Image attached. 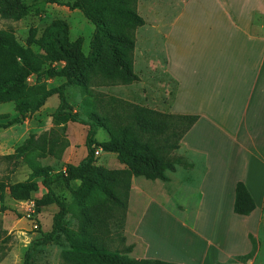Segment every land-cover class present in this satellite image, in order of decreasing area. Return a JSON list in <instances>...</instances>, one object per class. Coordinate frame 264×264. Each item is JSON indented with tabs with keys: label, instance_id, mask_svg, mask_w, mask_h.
Returning <instances> with one entry per match:
<instances>
[{
	"label": "trees",
	"instance_id": "obj_1",
	"mask_svg": "<svg viewBox=\"0 0 264 264\" xmlns=\"http://www.w3.org/2000/svg\"><path fill=\"white\" fill-rule=\"evenodd\" d=\"M59 4L60 0H46ZM139 0H72L71 7L81 11L94 25L89 52H83L84 39L70 40L65 21H54L37 37L32 30L27 46L21 45L13 30H0V104L13 102L17 117L1 115L0 129L21 124L28 116L39 112L54 95L59 105L52 115V128L29 137L8 158L22 159L30 168L22 182H0V202L7 189L15 201H29L32 194L44 191L35 199L33 211L55 205L51 229L42 232L26 249L23 264H36L40 247L55 242L61 234L68 244L62 254L63 264H176L155 259H130L118 250H110L112 227L121 226L126 214L132 179L168 181V172L175 171L179 158L173 157L184 136L198 121L197 115L162 113L151 108L108 96L95 89L104 86L131 85L140 81L134 71L135 31L145 25L138 13ZM4 18L20 20L28 7L21 0H0ZM35 44L40 52L31 46ZM61 66H58V65ZM34 78V83L28 80ZM45 79L46 81H43ZM50 79H63L59 86H49ZM77 87L82 97L83 114L69 104L66 91ZM68 123L88 128L86 157L78 164H67L64 171L55 172L43 166L41 159L61 160L69 147ZM99 129L109 135L106 142L97 141ZM116 154L124 169H108L97 164L96 151ZM78 182L77 186L74 183ZM255 202L247 187L238 182L235 187L233 211L249 216ZM6 210V208H2ZM69 217V218H68ZM75 224H72V220ZM117 223V224H116ZM253 249L235 261L246 263L257 251ZM129 246L126 251H131Z\"/></svg>",
	"mask_w": 264,
	"mask_h": 264
},
{
	"label": "crops",
	"instance_id": "obj_2",
	"mask_svg": "<svg viewBox=\"0 0 264 264\" xmlns=\"http://www.w3.org/2000/svg\"><path fill=\"white\" fill-rule=\"evenodd\" d=\"M169 22L163 36L171 50L163 51L166 65L162 74L174 88L170 91L163 83L165 90L152 91L150 102L142 105L167 114L199 116L179 150L200 158L194 168L199 166L203 175L191 221L152 198L146 207L141 206L132 240L142 247L140 259L176 264H264V0H179ZM46 104L23 122L33 124L37 135L53 126L51 114L49 126L35 122L44 108L46 113L52 111ZM72 124H67L66 131L69 147L58 160L63 165L55 172L64 171L75 159L76 144L69 134ZM118 164L115 169L125 168ZM103 167L111 169L107 164ZM137 179H132L131 188ZM238 182L245 184L255 202L249 216L233 211ZM143 196L149 195L142 190L141 200ZM152 205L195 240L179 251H155L156 246L162 247L161 242L144 228ZM47 209L53 214L58 211L51 205L41 213ZM251 236L257 243L254 257L246 263H231L251 253Z\"/></svg>",
	"mask_w": 264,
	"mask_h": 264
},
{
	"label": "rangeland",
	"instance_id": "obj_3",
	"mask_svg": "<svg viewBox=\"0 0 264 264\" xmlns=\"http://www.w3.org/2000/svg\"><path fill=\"white\" fill-rule=\"evenodd\" d=\"M21 1L28 7L27 16L20 20H13L4 18L0 14V30H13L18 42L23 46H27V40L32 30L39 37L43 29L52 22L57 20L65 21L69 26L70 40L75 41L77 38L82 37L84 39L83 52L88 54L89 43L95 28L83 16L81 11L71 7L72 0H60L59 4H49L46 0ZM178 2L179 0L138 1L137 10L145 20V25L135 31L134 70L141 80L131 85L100 87L95 89L96 92L115 96L135 104L146 105L150 102L149 99L152 97V93L156 92L155 90L158 93L165 90V87L163 88L164 84L167 88H170V91L174 88L170 81L164 80V75L162 74L166 65L163 51L171 50L170 43L166 44L168 41L165 42L163 33L170 25L169 20L172 14L175 13ZM31 48L35 52H40L39 47L35 44ZM58 66L61 65L59 64ZM43 81L46 80L43 79ZM28 83L33 84L34 78H30ZM47 83L49 86H59L64 83V80L50 79ZM66 94L72 108L83 114L82 97L79 88H69ZM58 105V96H52L46 104L47 110L52 111L46 113L47 111L44 108L39 117L35 118V122H47L49 126L50 114L53 115L52 113ZM14 107L15 104L13 102L0 104V116L7 115L9 116L8 120L17 117L18 114L15 112ZM33 117L34 114H31L27 120L30 121ZM8 120H0V123H6ZM30 124H15L7 129H0V182L11 185L25 181L29 177L31 170L26 162L22 159L8 158V156L14 154L17 147L30 134H37L35 133L36 130L33 129V124ZM84 128L77 123L70 126V138L76 144L74 149L75 159L71 162L72 165H78L87 155L85 141L88 128H85L86 130ZM96 137L99 142L109 140V135L104 129H99ZM173 157L179 158L180 163L175 165V171L168 172V181H150L142 177L137 179V183L131 188L132 194H130L126 214L123 219H120L121 226L112 227L113 238L109 242L110 250H118L126 258L140 259L142 247L132 240L131 233H133L142 207L152 198L161 201L165 207L179 214L186 222L191 221L198 200L197 186L201 174L203 175V170L199 166L194 168L195 164H199L200 158L180 150L173 152ZM96 160L98 165L104 166L107 164L111 169L119 166L116 155L112 156L102 153V155L96 156ZM40 162L43 166H53L56 171L63 165L52 157L41 159ZM139 182H145L146 184L141 185ZM142 190L149 195L143 196V200H141ZM42 192L44 191L40 189L37 194L31 195L29 201L22 202L12 199L11 195H9V189L4 194V200L0 202V264H23L26 249H28L31 242L40 238L42 232H47L51 229L54 212L52 213L51 210L47 209L40 215H36L33 211L34 200L38 196L40 198ZM33 196H36V198ZM139 206L140 209H138ZM2 208H6V210H2ZM149 209L146 219L148 225H146V222L144 225L145 231L149 235L152 233L155 240L161 242L162 245V247L156 246L155 248L158 250L155 251H165L166 249L179 251L185 247L187 242L192 241V239L195 240L194 237L189 236L186 232L180 231L181 229L177 227V224L174 221L172 222L171 218L162 214L157 205L149 206ZM71 220L72 224H75V220ZM160 237L163 241H161ZM129 246H132L131 251H126ZM68 248L66 240L59 234L55 242L37 250L35 262L36 264H63L62 254ZM262 255L264 257V249L262 250Z\"/></svg>",
	"mask_w": 264,
	"mask_h": 264
},
{
	"label": "built area",
	"instance_id": "obj_4",
	"mask_svg": "<svg viewBox=\"0 0 264 264\" xmlns=\"http://www.w3.org/2000/svg\"><path fill=\"white\" fill-rule=\"evenodd\" d=\"M95 155H96V156H98V155H99V151H98V150L95 152Z\"/></svg>",
	"mask_w": 264,
	"mask_h": 264
}]
</instances>
